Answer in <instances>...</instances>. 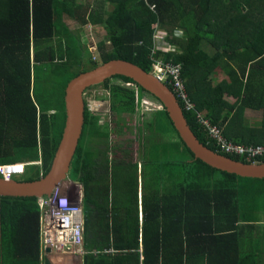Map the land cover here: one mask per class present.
<instances>
[{
    "label": "trees",
    "instance_id": "16d2710c",
    "mask_svg": "<svg viewBox=\"0 0 264 264\" xmlns=\"http://www.w3.org/2000/svg\"><path fill=\"white\" fill-rule=\"evenodd\" d=\"M83 1L0 0V164L41 161L42 171L26 167L35 173L24 181L51 168L65 123V87L87 71L82 59H71L82 49L65 17L80 28L104 31L105 41L97 45L101 63L120 59L146 72L157 60L179 65L194 110L179 106L198 141L234 160L264 162V155L246 160L227 153L201 124L218 128L228 142L264 146V0ZM159 32L172 51L159 48ZM85 49L89 70L99 66ZM55 63L66 66L53 70L67 72L58 112L39 114L32 102V65ZM218 74L225 77L214 83ZM102 86L117 118L135 113L144 93L158 107L140 121L150 139L142 141L138 133L139 173L136 164L123 161L134 170L123 176L110 175L108 167L110 150L130 153L121 142L111 144L112 133L121 131L108 122L98 125L86 105L69 171L83 188L82 264H264V179L242 178L195 159L160 103L134 81L114 76ZM247 109L261 111L260 127L242 126ZM40 216L36 198L0 197V264H42Z\"/></svg>",
    "mask_w": 264,
    "mask_h": 264
},
{
    "label": "water",
    "instance_id": "95a60500",
    "mask_svg": "<svg viewBox=\"0 0 264 264\" xmlns=\"http://www.w3.org/2000/svg\"><path fill=\"white\" fill-rule=\"evenodd\" d=\"M117 75L134 81L156 98L173 124L178 138L195 159L213 169L242 178L264 179V162L234 160L202 145L185 122L170 89L155 76L129 62L110 60L92 70L80 73L66 85L64 90L65 123L48 173L32 181H6L0 178V197L36 199L50 197L54 188L68 181L70 164L82 132L85 108L83 93L87 88L99 85ZM50 253L49 249L45 250V254ZM43 264L52 263L48 257H45Z\"/></svg>",
    "mask_w": 264,
    "mask_h": 264
},
{
    "label": "rangeland",
    "instance_id": "374dc122",
    "mask_svg": "<svg viewBox=\"0 0 264 264\" xmlns=\"http://www.w3.org/2000/svg\"><path fill=\"white\" fill-rule=\"evenodd\" d=\"M87 0H84L83 2H86ZM64 24H66V27L70 29V31L75 34L76 36L79 37L77 34V30L80 28L76 23L73 21H70L66 17L62 19ZM79 37V42H80V47L82 50H79L76 54L72 55V60L77 59L81 60L84 67H86L87 71L89 70V60H90V54L89 52L85 49L87 48L90 52L91 55L96 57L95 59L97 62H100L99 60V54L97 53V45L101 41H105V33L104 31H99L98 33H95L94 29L91 27H84L83 31H81ZM64 40H67V37H63ZM167 36L164 32H159V42L164 45L165 51H172L173 48H171L168 43L166 42ZM66 60V59H65ZM103 63L100 62L99 65ZM55 66H66L62 65L60 63H55V64H50L48 66L42 65V64H36L32 65V102L33 104L37 105L38 110L41 112H38L39 114H45L49 116H55L57 114V101L59 97V86L63 82L64 77L66 76L67 72H64L62 74L65 75H60L61 71L58 70H53ZM77 65L73 67V71H76ZM216 80L214 81L215 83L220 81L222 78L225 77L224 74H218L216 76ZM74 78V77H73ZM264 79V77H263ZM65 81V80H64ZM67 81V80H66ZM112 83H115L116 80L113 79L111 81ZM97 85L94 87L89 88L90 90L87 89V91L84 94V98L87 104L91 108V114H96L99 116L101 119L102 123L108 122L111 130L114 128H118L121 132L119 135L117 133H112L110 140L111 144H117L121 142L122 149L129 150L130 153H124V152H117L116 154H113V151L110 150L109 154V174L111 175L112 172L118 173V175H123L126 176L128 175L131 171L134 170H128L127 167L124 165L123 161H127L128 163H131V167L134 168V164L137 165V173H139V164H140V159H138V147H139V134L144 137L142 141L149 140L150 138H147L143 130L146 129V125L144 122H140L148 119L149 114H147L145 117L144 115L148 112H152L158 107V105L151 100V98L144 93L141 97V105L139 109L136 110V112H132L131 114L128 113H122L120 116L115 117L111 112H110V102H109V92L107 89H105L103 86ZM121 85H123L121 83ZM170 87V86H169ZM172 90V88L170 87ZM103 97V100H102ZM229 101L231 104L235 102L232 100V98H229ZM35 105V106H36ZM234 105V104H233ZM86 109V106H85ZM194 110V106L193 109ZM49 113H46L48 112ZM38 114V115H39ZM244 119V125L245 126H255L257 124H260L262 121V113L261 112H252V111H246L243 115ZM144 117V118H143ZM205 122V121H203ZM114 123L116 125L114 126ZM115 131V130H114ZM118 135V136H117ZM141 141V143H142ZM126 142L130 145H127ZM80 146H84L83 141L81 142ZM103 153H101L102 155ZM137 155V156H136ZM116 157V159H114ZM121 159L122 162L119 164L115 163V160ZM257 162V161H255ZM122 163V164H121ZM128 163L126 165H128ZM30 166V165H29ZM31 167H40V166H31ZM40 171V168L38 172ZM34 170L29 169L28 172L21 176H15L14 180L18 181H24L27 178H30L34 175ZM73 182V183H71ZM75 181L68 180L65 184V193L67 196L70 198V200H74L77 203H80L82 205L83 209V195H82V189H79L77 187V183H74ZM139 195L141 197V193H138V199ZM141 200V198H140ZM139 204V203H138ZM141 204V201H140ZM141 206V205H140ZM141 209V207H140ZM76 264H79V262H76Z\"/></svg>",
    "mask_w": 264,
    "mask_h": 264
},
{
    "label": "built area",
    "instance_id": "2783aa9c",
    "mask_svg": "<svg viewBox=\"0 0 264 264\" xmlns=\"http://www.w3.org/2000/svg\"><path fill=\"white\" fill-rule=\"evenodd\" d=\"M159 41V33L155 36ZM180 66L166 64L158 70L162 79L169 77L176 97L182 104L188 103L183 86L179 80ZM188 106V105H186ZM206 128L208 136L221 144L227 153L250 160L264 155L263 147H245L233 142H228L223 138L221 131L216 127L209 126L207 122H201ZM30 163L22 164H0V178L9 181L15 176L24 174L25 167ZM65 191L64 185H58L53 189L50 197L38 199L41 210L40 216V236L43 238L45 246L50 247L55 252H61L68 257H77L82 254V216L81 209L77 202L69 200L67 195H62Z\"/></svg>",
    "mask_w": 264,
    "mask_h": 264
},
{
    "label": "bare ground",
    "instance_id": "6f19581e",
    "mask_svg": "<svg viewBox=\"0 0 264 264\" xmlns=\"http://www.w3.org/2000/svg\"><path fill=\"white\" fill-rule=\"evenodd\" d=\"M158 45H159V48H161L162 50H166L165 49V47H164V45L163 44H161V42H159L158 41ZM114 60H120V59H114ZM122 61H124V60H122ZM156 60H154V62H155ZM127 62V61H126ZM130 63V62H129ZM132 64V63H131ZM167 64H171V63H167ZM135 65V64H134ZM173 65V64H172ZM137 66V65H136ZM165 65L162 63V62H160V61H156L155 63H154V68H153V70L151 71V72H147V73H151L153 76H155L160 82H162L163 84H165L169 89H170V87L172 88V85H171V83H170V81H168L169 80V77H166L165 79H162L161 78V75H160V73L158 72V70H160V69H162L163 67H164ZM96 68V67H95ZM94 69V68H93ZM142 69V68H141ZM92 70V69H91ZM84 72H86V71H84ZM146 72V71H145ZM81 73H83V72H81ZM78 76V75H77ZM118 76V75H117ZM114 77V76H113ZM75 78V77H74ZM112 78V77H111ZM181 77H180V73H179V80H180V82H181V84H182V86H183V83H182V80L180 79ZM110 79V78H109ZM108 80V79H107ZM106 81V80H105ZM104 81V82H105ZM169 82V86H168V82ZM104 82L103 83H101V84H104ZM167 82V83H166ZM101 84H99V85H101ZM95 86H97V85H95ZM92 87H94V86H92ZM89 88H91V87H89ZM89 88H87V89H89ZM87 89L84 91V93L87 91ZM183 89H184V87H183ZM170 91L172 92V94L174 95V97L176 98V103H177V105L179 106V103H180V101H178L179 100V98H177L176 97V93L174 92V90H173V88H172V90L170 89ZM184 92H185V89H184ZM186 94V93H185ZM186 100H187V98H186ZM186 105H188V106H186ZM186 105L184 104V108H185V110L186 111H189V110H191V109H193V105L188 101V103H186ZM86 106V105H85ZM179 108H180V110H181V112H182V109H181V107L179 106ZM84 112H85V108H84ZM183 115V114H182ZM85 117V116H84ZM85 119V118H84ZM84 119H83V126H82V132H81V136H80V138H79V141H78V145H79V143H80V141H81V139H82V136H83V128H84V125H85V121H84ZM78 145H77V148H78ZM249 147H254V146H249ZM255 147H259V146H255ZM260 147H263L264 148V146H260ZM77 148H76V150H77ZM248 148V147H247ZM75 153H76V151H75ZM75 155V154H74ZM74 157V156H73ZM258 157H256V158H253V159H257ZM73 160V159H72ZM259 163V162H258ZM31 165H37V166H41V161L40 162H31L30 163V166ZM70 166H71V164H70ZM69 171H70V169H69ZM46 173H48V172H46ZM67 179L70 181V178H69V173H68V176H67ZM62 193V195H65L66 193H65V191H62L61 192ZM67 195V194H66ZM68 197V196H67ZM68 199L70 200V198L68 197ZM79 204V206H80V209H81V216H82V238H83V249H82V254L81 255H79V256H83L84 255V220H83V209H82V205L80 204V203H78ZM40 249H41V252H42V255L44 256V258L45 257H48L49 258V260L51 261V263L52 264H56V263H60V262H62L63 263V261L61 260V257L62 256H66L65 254H63V253H61V252H55V251H53L50 247H48V246H45V243H44V240H43V238L40 236ZM50 250L51 251V253L50 254H45V250ZM57 257L58 256V258H57V260L55 261V260H53V257ZM64 264V263H63Z\"/></svg>",
    "mask_w": 264,
    "mask_h": 264
},
{
    "label": "crops",
    "instance_id": "0c3cea01",
    "mask_svg": "<svg viewBox=\"0 0 264 264\" xmlns=\"http://www.w3.org/2000/svg\"><path fill=\"white\" fill-rule=\"evenodd\" d=\"M86 27H91V28H93L94 29V31H95V33H98L99 31H102V30H100L97 26H92V25H88V26H86ZM80 31H83V28H79L78 30H77V32H79L80 33ZM80 37V36H79ZM215 83V82H214ZM109 96V95H108ZM110 108V107H109ZM246 111H252V112H255V113H257V112H261L260 110H249V109H247V110H245V113H246ZM95 117L96 118H100L99 116H97L96 114H95ZM262 122V121H261ZM97 123H98V125H103V124H105V123H102L101 122V119H99L98 121H97ZM108 124V123H107ZM261 124V123H260ZM260 124H257V125H255V126H250V127H248V126H246V127H248V128H251V129H253V128H258V127H260ZM242 126H245L244 125V121H243V123H242ZM242 139V138H241ZM238 140H240V138L238 139ZM233 143H235V142H233ZM34 162H36V161H34ZM33 163V162H32ZM40 171H42L41 170V168H40ZM141 198V197H140ZM141 201V200H140ZM141 205V204H140ZM40 253H41V257L43 258V260H42V264L44 263V256L42 255V252H41V249H40ZM57 258H58V256L56 257H53V260H57ZM61 260L63 261V263L64 264H76V262H79V264H82V262H83V256H77V257H68V256H62L61 257ZM62 262H60V263H56V264H63Z\"/></svg>",
    "mask_w": 264,
    "mask_h": 264
},
{
    "label": "flooded vegetation",
    "instance_id": "af4514ba",
    "mask_svg": "<svg viewBox=\"0 0 264 264\" xmlns=\"http://www.w3.org/2000/svg\"><path fill=\"white\" fill-rule=\"evenodd\" d=\"M88 90H90V89H88ZM84 94H85V93H84ZM84 103L87 104L86 101H85V98H84ZM74 183H77V187H78L79 189H83L81 184H79L78 182H74ZM82 191H83V190H82Z\"/></svg>",
    "mask_w": 264,
    "mask_h": 264
},
{
    "label": "clouds",
    "instance_id": "9594fccd",
    "mask_svg": "<svg viewBox=\"0 0 264 264\" xmlns=\"http://www.w3.org/2000/svg\"><path fill=\"white\" fill-rule=\"evenodd\" d=\"M83 100H84V93H83ZM18 164H22V163H18ZM25 164H26V163H25ZM25 171H26V167H25ZM25 171H24V174L26 173ZM20 176H21V175H20ZM42 176H43V175H42ZM12 180H14V179H12ZM43 198H44V197H43ZM39 222H40V220H39ZM39 229H40V225H39Z\"/></svg>",
    "mask_w": 264,
    "mask_h": 264
}]
</instances>
